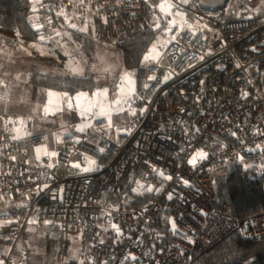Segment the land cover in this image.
Returning <instances> with one entry per match:
<instances>
[{"label":"built area","instance_id":"2783aa9c","mask_svg":"<svg viewBox=\"0 0 264 264\" xmlns=\"http://www.w3.org/2000/svg\"><path fill=\"white\" fill-rule=\"evenodd\" d=\"M30 6L44 40L72 14L105 45L153 28L150 0ZM222 12L212 26H179L158 57L135 69L146 105L140 119L119 128L93 118L85 131L67 123L24 140L0 131L3 264L27 261L21 238L29 224L60 233L57 264H187L233 232L264 241V212L240 219L229 200H217L212 177L238 161L264 178V14L231 9L230 0ZM50 133L53 151L40 158L23 146H46ZM197 153L206 155L193 165ZM126 192L146 202L116 204Z\"/></svg>","mask_w":264,"mask_h":264},{"label":"rangeland","instance_id":"374dc122","mask_svg":"<svg viewBox=\"0 0 264 264\" xmlns=\"http://www.w3.org/2000/svg\"><path fill=\"white\" fill-rule=\"evenodd\" d=\"M190 1L187 0L183 5H176L172 0L162 3L173 5L168 11L160 7L156 14L157 26L164 20L168 28L165 36H159L154 42L148 57H158L164 44L175 35L179 26L201 25L186 17L184 9ZM263 3L264 0H253L246 5L253 15H259ZM197 17L203 18L202 15ZM74 30L82 31L83 27L78 24L75 14H72L64 24H59L56 33L48 40L39 38L27 43L19 38L16 44L7 45L0 39V131H6L20 140L67 123L77 131H85L93 118L104 117L112 122L122 111L128 112V98L135 93L133 72L137 68L124 65L118 45H105L94 40V47L86 51L74 37ZM33 70L44 75L91 77L95 86L93 90H82L74 94L42 87L35 92L29 83ZM48 137L46 146H33L28 142L23 143V146L30 154L40 158L53 151L54 135L50 133ZM46 228L29 224L26 228L27 243L46 239Z\"/></svg>","mask_w":264,"mask_h":264},{"label":"trees","instance_id":"16d2710c","mask_svg":"<svg viewBox=\"0 0 264 264\" xmlns=\"http://www.w3.org/2000/svg\"><path fill=\"white\" fill-rule=\"evenodd\" d=\"M252 1L231 0L230 7L231 9L243 8L252 13L246 5ZM150 2L154 9L150 14L153 28L139 34L127 44L117 46L120 49L124 65L130 68H137L147 60L146 56L148 57L152 45L159 36H165V30L168 28V24L164 20L158 27V17H156L160 5L165 0H150ZM262 8L263 10L260 11L259 15L264 14V3ZM184 10L186 17L198 21L201 23L200 26H212L216 19L224 17L222 11L218 13L204 11L199 6V0L190 1ZM197 15H202L203 18H198ZM69 16L58 18V24H64ZM73 33L74 37L82 43L83 49L89 52L94 47L95 41L88 37L83 30H74ZM19 38L27 43L40 38L30 0H0V39L7 45H13ZM29 83L35 92L42 87L66 91L71 94L82 90H93L95 86L94 79L91 77L72 74L44 75L37 74L35 70L30 75ZM128 105L130 108L128 112L124 110L112 119L113 126L123 128L129 122L138 120L143 116L146 105L138 94L134 93L128 98ZM125 119L129 121L127 122ZM224 175H227V178H224ZM212 177L215 182L217 200H229L234 207V213L240 219H246L264 212V178L261 177L258 166L230 161L217 166ZM145 202L146 200L138 198L130 192L115 198L116 204L127 209L137 208ZM46 229V239L42 242L34 240L30 244L27 243L28 236L26 230L24 231L21 238V248L26 249L28 253L25 264H57L60 233L51 227ZM246 261H250L251 264H264V241L245 239L239 232H233L187 264H243Z\"/></svg>","mask_w":264,"mask_h":264},{"label":"water","instance_id":"95a60500","mask_svg":"<svg viewBox=\"0 0 264 264\" xmlns=\"http://www.w3.org/2000/svg\"><path fill=\"white\" fill-rule=\"evenodd\" d=\"M228 2L229 0H200L199 4L208 12L218 13L226 8Z\"/></svg>","mask_w":264,"mask_h":264},{"label":"snow or ice","instance_id":"6c2138e0","mask_svg":"<svg viewBox=\"0 0 264 264\" xmlns=\"http://www.w3.org/2000/svg\"><path fill=\"white\" fill-rule=\"evenodd\" d=\"M185 2H187V0H185ZM172 6H173V5L170 4V3H169V4H161V5H160V7L162 8V10H165V11H168L169 9H171ZM61 15H63V13H61ZM72 27H75V25H72ZM41 39H43V37H41ZM50 95H51V94H50ZM101 114L103 115V114H105V113H101ZM80 130L83 131V129H80ZM53 155H55V153H53ZM205 155H206L205 153H197V155L194 156V157L192 158V160L189 161V162L192 163L193 165H195L196 162H197V159H198V158H203ZM85 170H87V169H85ZM161 175H163V174L161 173ZM167 179H171V177H167ZM185 183H187V181H185ZM149 190H151V189H149ZM0 264H3V262L0 261Z\"/></svg>","mask_w":264,"mask_h":264}]
</instances>
